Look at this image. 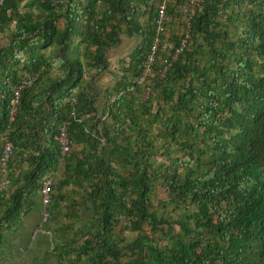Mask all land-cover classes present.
Here are the masks:
<instances>
[{
    "label": "trees",
    "instance_id": "obj_1",
    "mask_svg": "<svg viewBox=\"0 0 264 264\" xmlns=\"http://www.w3.org/2000/svg\"><path fill=\"white\" fill-rule=\"evenodd\" d=\"M162 1L169 21L160 38L171 48L158 45L141 80ZM186 1L0 5V133L18 164L31 158L24 184L0 194L1 228L16 224L25 196L57 173L50 204L66 200L67 225L79 215L78 190L95 201L88 230L71 238L77 264H264V0H202L191 15ZM120 36L135 43L119 77L94 84ZM27 75L33 82L8 122ZM7 167L11 184V159ZM158 187L165 199L155 206Z\"/></svg>",
    "mask_w": 264,
    "mask_h": 264
},
{
    "label": "crops",
    "instance_id": "obj_2",
    "mask_svg": "<svg viewBox=\"0 0 264 264\" xmlns=\"http://www.w3.org/2000/svg\"><path fill=\"white\" fill-rule=\"evenodd\" d=\"M5 43L4 32L0 30L1 49L5 47ZM109 70L117 72L116 66L110 67ZM113 84L104 87H110ZM1 145L2 134L0 133V150ZM17 153V149H13L11 164L14 173L11 176V184L0 191V194L5 193V197L9 196L7 193L9 187H20L24 184L26 175L31 169L29 164L31 158L27 161L29 154H23L24 157L18 164ZM53 178L56 181L60 177L56 173L53 174ZM67 191H69V187H63L61 190V192ZM85 195L84 192L78 190L72 196L76 201L73 205L79 213L73 226L67 225V219L65 218L68 206L66 200L57 201L56 203L52 201L49 206L50 215L45 221H42L45 207L40 192L26 195L22 202L23 213L19 216L16 224L13 226H6L5 224V227H0V264H77L72 258V254H68L73 232L77 227L85 231L88 230V223L94 216L95 201L85 198Z\"/></svg>",
    "mask_w": 264,
    "mask_h": 264
},
{
    "label": "built area",
    "instance_id": "obj_3",
    "mask_svg": "<svg viewBox=\"0 0 264 264\" xmlns=\"http://www.w3.org/2000/svg\"><path fill=\"white\" fill-rule=\"evenodd\" d=\"M5 0H0V5L4 3ZM202 0H187L186 6H185V12L188 15H191L194 12V9L196 6L201 4ZM165 6H167L166 1H162L158 6L156 10V16L154 18V36L149 48V54L147 57V60L144 63L143 68V76L140 78L143 80L145 74L148 72L150 68V64L152 63L154 59V52L156 51L158 45L161 43V46L163 48H171V44L167 41H162V38H160V35H163L164 32V26L167 21H169V17L165 13ZM164 36V35H163ZM187 36L184 35V38L180 40L179 46L174 49L175 56L184 46L185 38ZM164 71V70H163ZM33 82V78L27 75V77L21 81V83L15 88L13 98L11 101V107L10 110H8V122H11L13 120V116L15 113V110L17 109V105L19 102L20 92L21 89L24 86H28ZM75 99H71V103H74ZM71 112V111H70ZM66 128L65 123H61V125L58 128V132L55 134L54 138L58 143L59 146V152L60 155L64 154L68 150V141L66 137ZM12 155V148L11 145L7 141V134H2V145L0 150V173H1V181H0V191H3L7 186L10 184L8 178H7V164L9 160L11 159ZM61 159V157H59ZM53 183V178L50 175H45L41 182L40 187V195L42 203L45 207L42 215V221H45L48 215H50V212L47 209V206L51 202V187Z\"/></svg>",
    "mask_w": 264,
    "mask_h": 264
},
{
    "label": "rangeland",
    "instance_id": "obj_4",
    "mask_svg": "<svg viewBox=\"0 0 264 264\" xmlns=\"http://www.w3.org/2000/svg\"><path fill=\"white\" fill-rule=\"evenodd\" d=\"M167 23H168V21L166 22V24ZM166 24H165V32H166L165 36H167ZM173 27H175L179 31L181 30V26L179 23L174 24ZM182 31H183V29H182ZM134 43H135V41L132 38H126L124 36H120L119 43L117 45H115L113 48H111L107 54L108 61L110 63V67L116 66V68H118L119 64H120V62H122V60H127L128 57L126 55L129 52V50L132 48ZM117 77H119V72L115 73L112 70H108L107 72L105 71L102 74L98 75L94 81V84L98 82V85H100L101 87H104L105 85L109 86V85L113 84V82H115ZM157 158H159V157H157ZM161 199H165V193L161 189V187H158L157 193L154 196H152L153 205H155V206L158 205V201ZM170 210H171V208L169 209V211ZM174 228L176 230V226H174ZM118 233L120 235H123L125 237V239H127V238L131 239L132 237L135 236L134 232H132V231L130 232V231L122 230V229H120V231H118Z\"/></svg>",
    "mask_w": 264,
    "mask_h": 264
}]
</instances>
